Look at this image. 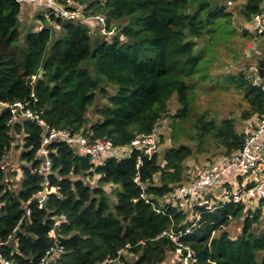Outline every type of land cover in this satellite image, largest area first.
<instances>
[{
    "label": "trees",
    "instance_id": "16d2710c",
    "mask_svg": "<svg viewBox=\"0 0 264 264\" xmlns=\"http://www.w3.org/2000/svg\"><path fill=\"white\" fill-rule=\"evenodd\" d=\"M243 1L241 13L248 28L244 34L253 35L250 28L264 0ZM25 4L0 0L2 257L15 264H40L54 246L49 231L65 213L68 220L58 228L64 250L52 253L45 264H98L105 259H115L110 264L165 263L176 244L163 232L185 231L197 208L204 209L192 206L191 199L186 209L165 202L189 175L190 145L175 135L172 145L158 146L151 155L134 146L127 156L103 155L93 161L63 138H55L47 145L52 166L45 175L39 172L43 158L38 152L45 127L21 114L16 118L3 104L28 102L51 128L110 138L121 148L138 135H159L158 125L172 98L181 105L177 117L185 118L198 82L214 78V46L234 31L230 10L217 0H76L84 18L72 21L44 13L42 19L49 24L40 29L29 25L27 33L20 21ZM97 15L105 16L110 35L101 31ZM93 21L100 23L98 35L91 32ZM200 42L207 47H198ZM253 68L251 75L245 67L216 76L218 85L243 94L249 105L242 114L245 119L264 117V47ZM99 98L93 119L90 109ZM196 130L200 145L206 134L213 135L224 149V162L242 148L248 134L239 132L232 117L217 121L207 112L197 117ZM15 141L23 144L17 161L8 156ZM95 175L97 183H89ZM46 180L49 194L40 208L37 195ZM18 181L21 187L16 190ZM111 195H116V204ZM250 202L202 212L192 232L181 238L196 251V264H264V229L254 230L264 202H256L254 211ZM244 214L241 234L232 237L224 228ZM218 230L221 233L214 235ZM127 252L135 258L127 259Z\"/></svg>",
    "mask_w": 264,
    "mask_h": 264
},
{
    "label": "built area",
    "instance_id": "2783aa9c",
    "mask_svg": "<svg viewBox=\"0 0 264 264\" xmlns=\"http://www.w3.org/2000/svg\"><path fill=\"white\" fill-rule=\"evenodd\" d=\"M21 1L27 2L28 0ZM45 1L48 10V14L46 15L45 13L47 17L55 15L72 21L85 17L82 9L76 4V0ZM95 18L100 21L103 33H112L106 30L104 15H97ZM253 31L258 35L264 33V8L259 14L254 16ZM3 105L9 106L12 113L16 115V118L21 114L45 127L46 134L42 140V147L38 151L44 158L39 169L40 173L47 175L51 170L50 150L47 148V145L55 138H63L69 144L75 146L80 153L90 156L93 161H99L103 155H121V147L117 146L110 138L92 139L83 133H72L69 129L51 128L42 119L39 111L29 107L28 102L16 101L13 104ZM159 142L157 134L138 135L127 147L142 146L145 148L144 152L151 155L158 148ZM1 167L4 168V166ZM232 172L238 173L245 180V183H238L237 178L235 180H227V175ZM134 181L138 183L140 177L138 175L135 176ZM48 184V180H46L44 189L37 195V202L40 208L43 207L48 198ZM217 188H221L220 193L215 192ZM206 191H210L207 197L205 195ZM141 197L146 198L144 194ZM189 199L192 201V206H204V209L197 208V213L191 219L192 225L188 226L185 231H165L162 234L168 235L176 244L175 264H196V251L189 245H186L181 238L192 232L193 227L200 221L203 211L213 212L216 208L226 203L237 204L243 201L264 202V117H261L254 130L244 137L242 148L234 153L228 161L214 163L190 181L174 186L166 197L165 202H172L177 204L178 207L186 209ZM29 213L30 209L27 210V214ZM67 220V215L62 213L55 221L53 228L49 231V237L54 240V246L47 251L40 264H45L49 256L55 251L62 252L64 250L58 240V228L67 222ZM15 243L18 246V242L15 241ZM1 245L2 242H0ZM0 257L4 264H15L11 260L3 258L1 253ZM114 260L105 259L98 264H110Z\"/></svg>",
    "mask_w": 264,
    "mask_h": 264
},
{
    "label": "rangeland",
    "instance_id": "374dc122",
    "mask_svg": "<svg viewBox=\"0 0 264 264\" xmlns=\"http://www.w3.org/2000/svg\"><path fill=\"white\" fill-rule=\"evenodd\" d=\"M217 1L220 4L226 5L228 11L230 10L231 25L234 31L231 33L229 38H223L218 45L214 46V51L217 56L215 58V76L211 80H200L198 82L193 94L190 110L185 118L177 117L181 105L179 104L176 96H174L169 103L168 114H166L164 119L159 123V127L157 129V133L160 135H158L160 140L159 147L161 146L160 149L172 145L175 135L178 137L180 142L187 143L192 147L193 156L186 162L187 173H189V175L185 174V183L195 178L206 167H210V165L214 163H224V149L218 144L212 134H206L205 142L201 145L196 139L198 135V131L196 130V119L198 116H200L203 112H207L208 118H214L217 121H221L223 118L232 117L236 122V127L239 132H243L245 134L252 132L260 119L257 115L249 119L243 118L242 114L249 109V105L246 103L243 94L238 90L236 91L235 88L228 89L227 87H223V85H218V79L216 76L224 75L225 73L232 71L237 72L245 67H248L249 75H251L254 72L253 67H255L256 61L262 56L264 35L260 36L254 31L252 32L253 35H251L248 31L247 34H244L248 28L247 22H245L246 19L243 18L241 13V9L244 4L243 0L231 2L228 0ZM41 12L43 11L40 10L38 15L32 18V20L34 19L32 22L33 25L39 26L41 24H49L48 19L41 18L44 13H46V15L48 14L47 8L45 7L44 12L40 17ZM27 22L28 19L25 21L24 18V22H22L21 27L23 32L29 28ZM23 24H26L27 26L24 27ZM93 24L91 32L97 34L100 29V23L98 21H93ZM115 30L116 27L114 26L112 31ZM29 31L30 30L26 32L28 33ZM105 35H110V33ZM198 47L206 48L207 46L204 42H200ZM207 56H211V54H207ZM97 102L99 103H95L90 109V115L94 116L93 119L97 118L93 111L97 106H100L102 99L99 98ZM18 143L19 141H15L13 149L8 153V156L10 158H14L15 161L20 159V154L17 153H20L23 150V144L21 143L18 146ZM131 150L132 149L130 147L121 148V155L127 156L131 153ZM220 160L223 161L221 162ZM16 166L21 168V162L17 163ZM97 178L98 176L95 175L92 178L89 177L88 181L91 184H95L97 183ZM21 181L17 182L16 190H19L21 187ZM109 187L110 189H113L114 185H109ZM215 192L220 193L221 188L215 189ZM111 200L113 204H116V195H111ZM248 207L254 211L257 208V204L256 202H250ZM195 213H197V211H195ZM244 219L245 214L241 218L232 220V222L224 229L227 230L232 237H237L242 232ZM262 229H264V213L260 222L257 223L254 228L257 233L261 232ZM219 233L221 232L218 230L214 233V235H218ZM174 254L173 260L176 261V253ZM171 255L173 254L169 252L165 263L163 264H170ZM126 258L131 260L134 259L135 256L127 252ZM118 261L119 260L117 259V262Z\"/></svg>",
    "mask_w": 264,
    "mask_h": 264
},
{
    "label": "crops",
    "instance_id": "0c3cea01",
    "mask_svg": "<svg viewBox=\"0 0 264 264\" xmlns=\"http://www.w3.org/2000/svg\"><path fill=\"white\" fill-rule=\"evenodd\" d=\"M45 7H46L45 6V0H28L25 4V8L21 12L20 21L24 22V18H25V21H26V19H28V22H27L28 26L31 25V27L33 26L36 29L37 28L40 29L43 26V24H41L39 26L33 25L32 22L34 19L32 20V18L36 17L40 10H42L44 12ZM43 12H41L40 17L42 16ZM252 30L253 29L250 28L251 32H252ZM235 178H237L238 183H243V184L245 183L244 182L245 180H243L242 177L240 175H238V173H236V172H232L229 175H227V177H226L227 180H235ZM174 253H172L173 255L170 256V259H171L170 264L175 263V260H173L174 255H175Z\"/></svg>",
    "mask_w": 264,
    "mask_h": 264
},
{
    "label": "water",
    "instance_id": "95a60500",
    "mask_svg": "<svg viewBox=\"0 0 264 264\" xmlns=\"http://www.w3.org/2000/svg\"><path fill=\"white\" fill-rule=\"evenodd\" d=\"M43 158V157H42ZM44 159V158H43Z\"/></svg>",
    "mask_w": 264,
    "mask_h": 264
}]
</instances>
